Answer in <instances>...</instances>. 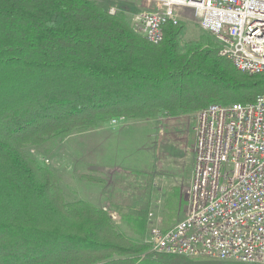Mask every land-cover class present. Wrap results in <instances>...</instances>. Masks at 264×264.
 Returning a JSON list of instances; mask_svg holds the SVG:
<instances>
[{
	"label": "trees",
	"instance_id": "16d2710c",
	"mask_svg": "<svg viewBox=\"0 0 264 264\" xmlns=\"http://www.w3.org/2000/svg\"><path fill=\"white\" fill-rule=\"evenodd\" d=\"M184 26L168 23L153 45L98 0H0V264H133L150 247L118 231L105 207L66 202L54 171L28 149L118 117L179 116L264 94V74L238 71L214 37L182 44ZM98 175L89 177L97 184ZM151 207L119 213L138 235ZM200 258L188 263L213 264ZM230 261L221 263L244 264Z\"/></svg>",
	"mask_w": 264,
	"mask_h": 264
},
{
	"label": "built area",
	"instance_id": "2783aa9c",
	"mask_svg": "<svg viewBox=\"0 0 264 264\" xmlns=\"http://www.w3.org/2000/svg\"><path fill=\"white\" fill-rule=\"evenodd\" d=\"M143 1L157 8L138 12L134 32L150 44L164 40L168 23L196 19L238 71L264 74V0ZM192 112L195 156L186 216L167 230L155 226L151 248L156 254L264 264V94L252 103Z\"/></svg>",
	"mask_w": 264,
	"mask_h": 264
},
{
	"label": "rangeland",
	"instance_id": "374dc122",
	"mask_svg": "<svg viewBox=\"0 0 264 264\" xmlns=\"http://www.w3.org/2000/svg\"><path fill=\"white\" fill-rule=\"evenodd\" d=\"M98 1L108 11L113 8L116 14L125 13L133 30L138 12L157 8L143 0ZM181 22L185 23L180 36L182 44L198 42L202 35L213 37L201 30L196 19H182ZM194 122L191 111L179 116L160 115L144 120L118 117L99 127L74 131L64 139L29 148L28 152L41 165L54 171L66 202L85 200L97 207H105L113 216L118 231L134 242L146 241L150 247L132 256L137 259L133 264H140L156 254L149 243L152 229L155 226L170 229L186 216L185 193L195 156ZM91 171H98V177L103 181L96 184L89 177ZM149 201L153 216L149 214L146 229L141 228V233L136 235L134 223L124 222L120 215L125 218L139 214ZM143 215L141 213L139 217ZM183 258L178 259L189 264L188 259L195 257ZM221 262L212 261L213 264Z\"/></svg>",
	"mask_w": 264,
	"mask_h": 264
}]
</instances>
